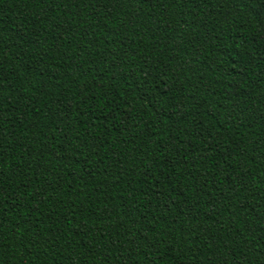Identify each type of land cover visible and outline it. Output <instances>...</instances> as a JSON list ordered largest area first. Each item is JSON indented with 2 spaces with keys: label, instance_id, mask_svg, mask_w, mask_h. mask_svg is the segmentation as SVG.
<instances>
[{
  "label": "trees",
  "instance_id": "16d2710c",
  "mask_svg": "<svg viewBox=\"0 0 264 264\" xmlns=\"http://www.w3.org/2000/svg\"><path fill=\"white\" fill-rule=\"evenodd\" d=\"M0 264H264V0H0Z\"/></svg>",
  "mask_w": 264,
  "mask_h": 264
}]
</instances>
